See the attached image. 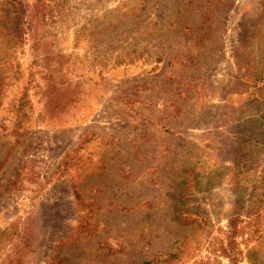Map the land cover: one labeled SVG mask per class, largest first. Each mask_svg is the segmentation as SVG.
I'll return each mask as SVG.
<instances>
[{"label": "rangeland", "instance_id": "rangeland-1", "mask_svg": "<svg viewBox=\"0 0 264 264\" xmlns=\"http://www.w3.org/2000/svg\"><path fill=\"white\" fill-rule=\"evenodd\" d=\"M112 6L0 57V264H264V0Z\"/></svg>", "mask_w": 264, "mask_h": 264}, {"label": "trees", "instance_id": "trees-1", "mask_svg": "<svg viewBox=\"0 0 264 264\" xmlns=\"http://www.w3.org/2000/svg\"><path fill=\"white\" fill-rule=\"evenodd\" d=\"M148 3L149 0H0V57L12 56L17 48L26 43L31 42V45H33L31 49L36 51L41 45H47L49 40L51 42L57 41V34L50 31V29L64 23L69 26L68 20L70 18L71 23H78L75 19L78 16L80 23L76 26L79 31H94L96 23L100 21L97 12L109 6V4H113L109 8L111 14L117 13L119 16H111L113 21L110 19L109 23L117 27L120 23H123L122 18H139L147 8ZM44 53L39 58L45 61L49 59V52L44 51ZM121 55L119 53L120 58ZM121 62L123 61L117 60L116 65L121 64ZM51 69L46 67L49 77L52 76ZM70 86V83L51 84V90L48 91L47 95V103L51 92H62ZM243 87L251 88L247 99L264 100V77L253 78L250 84H243ZM243 145L245 144L243 143L238 148L239 162L243 160V156L246 154L242 152L241 147ZM74 197L77 201L79 200L76 188ZM238 222L239 219L234 217L228 220L225 237L229 248L223 249L221 255L228 261L227 264H238L240 261L241 251L237 248L236 239L242 234V231ZM119 251L109 249L110 254ZM169 258H177V255H170ZM155 262H158V259H155V261H142L137 264H154ZM49 264H69V262L66 258L56 255Z\"/></svg>", "mask_w": 264, "mask_h": 264}]
</instances>
